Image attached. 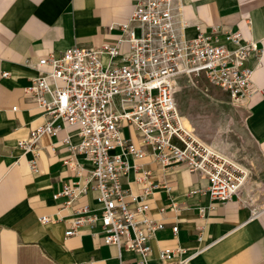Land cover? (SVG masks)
Masks as SVG:
<instances>
[{
	"label": "crops",
	"instance_id": "crops-1",
	"mask_svg": "<svg viewBox=\"0 0 264 264\" xmlns=\"http://www.w3.org/2000/svg\"><path fill=\"white\" fill-rule=\"evenodd\" d=\"M179 2L175 20L207 31L238 32L245 41H257L263 55L259 63L253 59L247 63L254 69L251 84L257 91L244 101L240 138L248 151L241 160L224 154L246 173L244 185L230 201L212 205L204 178L185 170L171 172L167 177L171 191H154L147 199L149 214L165 224L151 241L149 262H156L160 250H192L209 244L189 264H264V0ZM134 6L135 0H0V264H119L121 259L133 264L139 259L129 249H122L119 257L116 247L103 244L102 235L93 236L85 229L64 235L69 228L68 209L62 205L64 198L54 196L65 185L82 181L91 168L85 157L74 156L65 144L66 139L72 146L80 142L75 128L62 125L54 136L42 135L36 144L37 156L18 147L19 140L45 124L40 109L24 95V88L37 76V60L58 55L74 44L96 48L105 40L117 39ZM185 34L193 38L196 31L191 27ZM220 39L226 43L224 37ZM126 49L127 44L121 45V51ZM25 60L31 65H25ZM211 150L220 155L219 150ZM31 160L36 171L30 169ZM75 163L80 176L71 169ZM139 164L153 171V178L159 176L148 159ZM137 175L131 171L121 179L134 195L141 193L134 182ZM96 197L97 192L89 189L75 207L96 209ZM171 202L179 212L168 210ZM199 207L205 208L203 214ZM41 217L55 222L41 223ZM174 223L176 235L171 231Z\"/></svg>",
	"mask_w": 264,
	"mask_h": 264
},
{
	"label": "built area",
	"instance_id": "built-area-1",
	"mask_svg": "<svg viewBox=\"0 0 264 264\" xmlns=\"http://www.w3.org/2000/svg\"><path fill=\"white\" fill-rule=\"evenodd\" d=\"M180 8L179 0H135L131 18L120 27L117 39L105 40L96 48L74 44L58 55L37 60V76L24 88L45 124L19 140L18 147L37 156L36 144L42 135L54 136L62 125L73 127L80 142L72 146L66 139L65 144L91 166L82 181L65 185L54 196L64 198L62 205L68 209L65 237L83 229L93 236L100 234L104 245L118 249L119 257L122 249L134 252L139 259L133 264H189L211 246L160 250L156 262H149L151 241L165 224L149 214L147 199L154 191H171L167 180L171 172L185 170L204 178L212 205L230 201L246 181L237 164L189 135L175 91L181 78H203L231 101L244 102L257 92L251 84L254 69L247 63L251 59L259 63L263 49L257 41L243 40L238 32L207 31L198 24L177 21ZM191 27L196 35L187 38ZM123 44H127L125 51L120 50ZM25 65L30 66V60ZM145 159L156 165L159 176L153 178V171L141 168L139 162ZM29 166L36 171L34 160ZM71 169L81 175L77 163ZM131 171L139 174L134 179L141 191L138 195L121 182ZM89 189L97 192L98 207L76 208ZM168 210L177 213L179 207L171 202ZM198 210L203 214L205 208ZM40 222L55 221L41 217ZM171 231L177 234L176 223ZM197 241L201 242L200 234ZM119 264L130 263L121 259Z\"/></svg>",
	"mask_w": 264,
	"mask_h": 264
},
{
	"label": "rangeland",
	"instance_id": "rangeland-1",
	"mask_svg": "<svg viewBox=\"0 0 264 264\" xmlns=\"http://www.w3.org/2000/svg\"><path fill=\"white\" fill-rule=\"evenodd\" d=\"M175 100L185 127L191 131L189 135L198 144L219 150L220 156L237 155L236 160L242 159L248 151L242 148L245 141L240 138L244 102L231 101L203 78H181L176 84ZM124 132L128 137L131 135L128 128Z\"/></svg>",
	"mask_w": 264,
	"mask_h": 264
},
{
	"label": "bare ground",
	"instance_id": "bare-ground-1",
	"mask_svg": "<svg viewBox=\"0 0 264 264\" xmlns=\"http://www.w3.org/2000/svg\"><path fill=\"white\" fill-rule=\"evenodd\" d=\"M183 124H184V122H183ZM184 126H185V125H184ZM185 128H186V127H185ZM186 129H187V128H186ZM187 131H188V132H191V131H189L188 129H187Z\"/></svg>",
	"mask_w": 264,
	"mask_h": 264
}]
</instances>
